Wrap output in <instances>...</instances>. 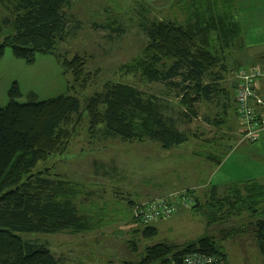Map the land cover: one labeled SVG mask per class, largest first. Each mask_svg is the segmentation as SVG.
Here are the masks:
<instances>
[{"label": "trees", "instance_id": "obj_1", "mask_svg": "<svg viewBox=\"0 0 264 264\" xmlns=\"http://www.w3.org/2000/svg\"><path fill=\"white\" fill-rule=\"evenodd\" d=\"M179 1L183 5L182 22L152 20L150 11L141 8L146 14L141 16V28L148 43L142 56L123 67L128 74H140L144 83L164 85L168 94L172 92L179 99L177 109L166 94H148L125 83L106 84L87 100L85 107L72 95L43 102L31 95L29 102L20 104V89L17 85L12 88L10 103L0 109V264H59L46 245L25 241L21 235H79L95 229L91 217L77 208L78 194L71 183L53 178L48 170L35 172L40 163L64 152L84 114L93 135L102 127L104 134L124 142L150 141L172 150L191 139L189 129L181 126L198 118V106L211 104L225 93L220 88L223 77L217 69L220 66L226 71L224 63L228 58L235 51L247 49L237 1ZM0 7L8 14L0 16V61L10 48L17 59L34 64L38 54H54L58 43L82 26L69 13L70 0H0ZM251 59L264 67V52ZM62 65L72 74L75 84L86 88L91 82L83 57L65 59ZM225 114L212 122L208 119L210 125L225 126ZM257 142L248 141L250 145ZM208 145L203 144L196 156L216 166L224 162L233 146H214L220 148L218 155L209 152ZM220 191L211 187L205 203L194 198V191H187L182 198H192L193 212L202 215L210 226L233 213H249L256 220L251 224L264 258V185L253 180L232 185L223 196ZM130 205L133 222L143 227L137 234L143 240L155 238L158 229L144 225L135 215L141 205ZM129 246L138 253L135 241H130ZM194 253L228 262L222 244L206 235L184 245L160 243L148 247L139 262L123 264H184L186 256Z\"/></svg>", "mask_w": 264, "mask_h": 264}, {"label": "rangeland", "instance_id": "obj_2", "mask_svg": "<svg viewBox=\"0 0 264 264\" xmlns=\"http://www.w3.org/2000/svg\"><path fill=\"white\" fill-rule=\"evenodd\" d=\"M70 1L69 13L82 26L59 42L54 54H38L36 62L28 64L17 59L12 49H6L0 61V109L10 103L9 94L15 85L21 92L17 100L20 104L29 102L31 95L36 96L37 102L72 95L77 96L85 107L87 100L108 83L129 84L157 96L166 94L177 109L179 99L172 92L168 94L164 85L144 83L140 74H128L123 67L142 56L148 43L141 28V16L146 15L142 9L150 11L152 20L182 22L184 13L180 1ZM6 15L0 7V16ZM257 54L249 49L235 51L224 63L226 71L218 67L217 72L223 77L220 88L225 93L219 94V99L217 96L211 104L199 105L198 118L189 125L182 124L181 129H189L192 137L181 148L164 150L150 141L124 142L104 134L102 127L93 135L84 114L64 152L40 163L35 172L48 170L53 178L71 183L78 194L77 208L81 214L91 217L95 229L79 235L67 232L24 234L22 238L46 245L59 264H123L139 262L148 247L160 243L183 245L209 235L224 246L233 264H264L251 224L256 220L251 219L249 213H233L210 226L202 215L193 212L192 198H182L187 191H194V198L202 203L207 199L198 186L209 178L208 171H199L202 160L193 153L202 151L201 146L208 145L205 142L209 140L207 147L218 145L223 149L243 140L236 110L238 75L239 71L252 66L263 67L258 60L251 59ZM75 56L84 58L86 72L92 76L86 88L75 84L72 74L62 65L63 60ZM223 112L226 113V125L221 128L210 125L208 119L212 122L218 115L224 116ZM254 145H259V141ZM262 145L261 156L264 158V142ZM220 193L223 196L226 190ZM161 199L173 203L177 211L172 218L153 224L159 231L155 238L143 240L137 234L143 227L133 222L130 203L143 205ZM130 241L138 244V253L131 251Z\"/></svg>", "mask_w": 264, "mask_h": 264}, {"label": "crops", "instance_id": "obj_3", "mask_svg": "<svg viewBox=\"0 0 264 264\" xmlns=\"http://www.w3.org/2000/svg\"><path fill=\"white\" fill-rule=\"evenodd\" d=\"M145 1L150 2L152 0H145ZM236 1H237L238 16L240 19L241 26L243 28L244 41L247 49H249V51L251 52H256L258 54L263 53L264 52V0H236ZM236 110H237V106H236ZM243 134L244 133L242 128V135ZM248 141L249 139L246 138L244 135L241 143L240 144L238 143L239 145L237 144L231 146L232 148L228 156L220 166H216L214 163H211L210 161L206 160L203 157L196 156V152L193 153L196 158L202 160L201 161L202 163H200L199 166V171L201 172L205 170L208 171L209 178H206L198 186L200 192L201 191L205 192L203 193L204 197H206L208 190L211 187H218L221 190L222 189L227 190L229 187H231L236 183L238 184L246 183L253 180H256L264 185V158L261 156V154L263 153L262 142H264V132L260 135L258 139L259 145L246 146L247 144H249ZM182 146L177 148H181ZM207 150L209 152H215V154L218 155L221 152L219 147H212V148L207 147ZM205 202H207V199L204 201V203ZM226 255L228 256V262L230 264H233L230 260L229 255L227 253Z\"/></svg>", "mask_w": 264, "mask_h": 264}, {"label": "built area", "instance_id": "obj_4", "mask_svg": "<svg viewBox=\"0 0 264 264\" xmlns=\"http://www.w3.org/2000/svg\"><path fill=\"white\" fill-rule=\"evenodd\" d=\"M236 91L237 114L246 138L257 141L264 132V67L252 66L239 71ZM176 206L166 199L145 203L135 210L144 225L172 218ZM184 264H229L221 257L202 254L186 256Z\"/></svg>", "mask_w": 264, "mask_h": 264}]
</instances>
